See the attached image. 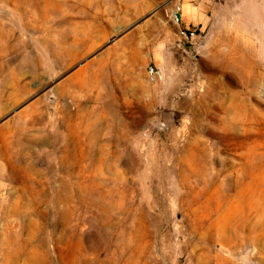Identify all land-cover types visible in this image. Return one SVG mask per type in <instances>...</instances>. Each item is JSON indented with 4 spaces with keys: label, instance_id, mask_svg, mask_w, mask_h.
Here are the masks:
<instances>
[{
    "label": "rangeland",
    "instance_id": "374dc122",
    "mask_svg": "<svg viewBox=\"0 0 264 264\" xmlns=\"http://www.w3.org/2000/svg\"><path fill=\"white\" fill-rule=\"evenodd\" d=\"M0 34V264H264V0H0Z\"/></svg>",
    "mask_w": 264,
    "mask_h": 264
},
{
    "label": "bare ground",
    "instance_id": "6f19581e",
    "mask_svg": "<svg viewBox=\"0 0 264 264\" xmlns=\"http://www.w3.org/2000/svg\"><path fill=\"white\" fill-rule=\"evenodd\" d=\"M37 3H39V2H37ZM31 4V3H30ZM29 23V22H28ZM1 35V34H0ZM5 35V34H4ZM8 36H10L9 34H7ZM45 40V39H44ZM64 41V40H63ZM49 42V41H48ZM60 42V41H59ZM8 43V42H7ZM47 43V42H46ZM49 45V44H48ZM8 49V48H7ZM63 49V48H62ZM62 49H61V51H62ZM9 50V49H8ZM15 50H18L19 51V49H15ZM138 51V50H137ZM4 52H5V50H4ZM8 52V51H7ZM17 52V51H16ZM58 52V51H57ZM64 52V51H63ZM136 52V51H135ZM137 53V52H136ZM58 54V53H57ZM5 55V54H4ZM121 55V54H120ZM59 56H60V54H59ZM62 56V55H61ZM133 56V55H132ZM59 60H60V58H58ZM66 59V58H65ZM65 59H61L62 61L60 62L61 63V67L63 68V67H66V63L65 62H63V61H65ZM215 60V59H214ZM207 61V60H206ZM213 61V60H212ZM57 62H59V61H57ZM67 62H69V61H67ZM215 62V61H214ZM1 63V62H0ZM120 64V63H119ZM252 64V63H251ZM59 65V64H58ZM121 66H122V64H120ZM212 65V64H211ZM241 66V65H240ZM244 66V65H243ZM120 67V66H119ZM245 67V66H244ZM41 68V67H40ZM111 68V67H110ZM224 68H226L227 70L226 71H229V72H231V69H234V70H237V68L235 67V66H232V64H228V65H224ZM243 69V68H242ZM241 69V70H242ZM247 69V68H246ZM54 70H55V68H54ZM102 70V69H101ZM112 70V69H111ZM88 70H84V71H80V72H82V73H86ZM114 71V70H113ZM103 72V71H102ZM101 72V73H102ZM249 72V71H248ZM81 73V74H82ZM110 73V72H109ZM223 73V72H222ZM225 73H227V72H225ZM225 73H224V75H225ZM251 73V72H250ZM35 74V73H34ZM51 74V73H50ZM80 74V75H81ZM229 75V74H228ZM117 76V75H116ZM121 76V75H120ZM237 76V75H236ZM117 77H119V73H118V76ZM87 78V77H86ZM110 78H111V76H110ZM121 78V77H120ZM78 79H79V75H78ZM80 80V79H79ZM93 80V79H92ZM74 82V77H70V78H68L62 85H60L59 87H58V91H59V88L61 87V86H64V87H67V90L69 91V93L72 91L71 90V88H74V86H75V84L73 83ZM113 82H114V80H113ZM251 82V81H250ZM82 83V82H81ZM88 83V82H87ZM120 84V83H119ZM138 84V83H137ZM88 85V84H87ZM115 85V84H114ZM122 85V84H121ZM132 85V84H131ZM226 86V85H225ZM57 88V87H56ZM104 85L101 83V81H97L95 84H94V92H96V93H98V95H97V97L98 96H102L103 95V92H104ZM139 88V87H138ZM75 89V88H74ZM82 89V88H81ZM119 89H120V87H119ZM132 89H134L133 87H132ZM56 90V89H55ZM62 91V90H61ZM65 91V90H64ZM27 92V91H26ZM113 92V91H112ZM88 96V95H87ZM203 97V96H202ZM205 97V96H204ZM88 98V97H87ZM118 98V97H117ZM221 98V97H220ZM12 99V98H11ZM98 99H99V97H98ZM57 100V99H56ZM60 101V100H59ZM7 102V101H6ZM17 102V101H16ZM41 102V101H40ZM110 102V101H109ZM14 103V102H13ZM59 103V102H58ZM2 104V103H1ZM9 104H10V102H9ZM101 105H102V107H107L108 106V104L109 103H104L103 102V104L102 103H100ZM117 104V103H116ZM2 105H4V104H2ZM37 105V104H36ZM49 105H50V103H49ZM60 105H61V103H60ZM107 105V106H106ZM109 105H111V104H109ZM32 106V105H31ZM30 106V107H31ZM222 106V105H221ZM9 107H10V105H9ZM8 108V107H7ZM42 108V107H41ZM40 108V109H41ZM111 108V111H116V107L115 106H111L110 107ZM34 109V108H33ZM32 109V110H33ZM55 109V108H54ZM30 110H31V108H30ZM35 110V109H34ZM39 111V110H38ZM60 111H61V108H60ZM63 111V110H62ZM42 112V111H41ZM4 113V112H3ZM25 113V112H24ZM27 113V112H26ZM32 113V112H31ZM36 113V112H35ZM33 115L32 116H34V112L32 113ZM50 114V113H49ZM23 115V114H22ZM55 115V114H54ZM31 116V115H30ZM31 116V117H32ZM26 117V116H25ZM54 117V116H53ZM40 118H41V116H40ZM47 118V117H46ZM66 118V117H65ZM49 119H51V118H49ZM53 119V118H52ZM90 119V118H89ZM35 120H36V118H35ZM37 120H39V119H37ZM36 120V121H37ZM41 120V119H40ZM43 120V119H42ZM54 120V119H53ZM102 120V119H101ZM55 121V120H54ZM30 123V122H29ZM33 123V122H32ZM89 124V126L87 127V133H88V135H93V134H95V130H94V128L96 127V123L94 122V123H88ZM197 124V126H199L200 124L199 123H196ZM15 125V124H14ZM56 125V124H55ZM35 126V125H34ZM57 126V125H56ZM49 127V126H48ZM50 127H52V126H50ZM28 128V127H27ZM58 128V127H57ZM57 128H56V130H57ZM14 129V128H13ZM17 129V128H16ZM31 129V128H30ZM33 129V128H32ZM37 129V128H36ZM38 129H40L39 127H38ZM200 129H202V130H204V129H206V127L205 126H203L202 127V125H200ZM48 130V129H47ZM51 130H53V129H51ZM227 129H225V131H226ZM28 131V130H27ZM37 131V130H36ZM89 131H90V133H89ZM224 131V132H225ZM20 132V131H19ZM18 132V133H19ZM76 132V131H75ZM21 133V132H20ZM23 133V132H22ZM78 134H79V132H77ZM223 133V132H222ZM222 133H221V135H222ZM28 134V133H27ZM33 134H35V133H33ZM30 135V134H29ZM27 136V135H26ZM51 136H53V134L51 135ZM28 137V136H27ZM33 137H34V135H33ZM80 137V136H79ZM226 137V136H225ZM10 138V137H9ZM14 138V137H13ZM43 138V137H42ZM53 138V137H52ZM11 139V138H10ZM25 139V138H24ZM23 139V140H24ZM30 139V138H29ZM43 140V139H42ZM29 141V140H28ZM31 141V140H30ZM231 141V140H230ZM15 142V141H14ZM20 142H21V140H20ZM34 143H35V141H33ZM23 143V142H22ZM21 143V144H22ZM24 143H25V141H24ZM27 143V142H26ZM25 143V144H26ZM39 143V142H38ZM44 143H45V141H44ZM49 143V142H48ZM16 144V143H15ZM37 144V143H36ZM30 145V144H29ZM34 145V144H33ZM42 145V144H41ZM68 145V144H67ZM11 146V145H10ZM38 146V145H37ZM69 146V145H68ZM83 146V145H82ZM19 147V146H18ZM25 147V146H24ZM27 147H28V145H27ZM40 147V146H39ZM84 148H86V146H83ZM16 149H17V147H15ZM29 148V147H28ZM83 148V149H84ZM20 149V148H19ZM25 149V148H24ZM39 150V149H38ZM78 151V150H77ZM32 152V151H31ZM39 152V151H38ZM65 153L67 152V151H64ZM81 152V151H80ZM84 152V151H83ZM33 153V152H32ZM35 153V152H34ZM36 153H37V151H36ZM77 153V152H76ZM19 154V153H18ZM30 154V153H29ZM63 154V153H62ZM75 155V154H74ZM20 156V155H19ZM89 156H90V154H89ZM247 156V155H246ZM250 156H252V155H250ZM250 156H249V158H250ZM12 157V156H11ZM38 157V156H37ZM64 157H66L65 155H64ZM34 158V157H33ZM36 158V157H35ZM61 158V157H60ZM247 158V157H246ZM20 159V158H19ZM62 159H63V157H62ZM62 159H60V160H62ZM84 160V159H83ZM250 160V159H249ZM88 161V160H87ZM35 162V161H34ZM65 162V161H64ZM82 162V161H81ZM15 163V162H14ZM63 163V162H62ZM65 164V163H64ZM65 165H67V163L65 164ZM68 166V165H67ZM61 167V166H60ZM69 167V166H68ZM81 167V166H80ZM74 168V167H73ZM86 168V167H85ZM76 170H77V168H76ZM36 171V170H35ZM65 171V170H64ZM256 171V170H255ZM77 172V171H76ZM253 172V171H252ZM264 172V171H263ZM52 173V172H51ZM262 173V172H261ZM90 174V173H89ZM257 174H259V173H257ZM77 175H79V174H77ZM88 175V174H87ZM260 175V174H259ZM263 175V174H262ZM240 176V175H239ZM85 177V176H84ZM88 177V176H87ZM253 177V176H252ZM254 178H255V176H254ZM60 179V178H59ZM262 179V178H261ZM260 179V180H261ZM264 180V179H263ZM242 181V180H241ZM257 181V180H256ZM186 182V181H185ZM260 182V181H259ZM263 182V181H262ZM224 183V182H223ZM223 183H222V185H223ZM252 183V182H251ZM226 184V183H225ZM245 184V183H244ZM256 184H258V183H256ZM259 184H261V183H259ZM31 185V184H30ZM227 185V184H226ZM226 185H224V186H226ZM255 185V184H254ZM263 185V184H262ZM32 186V185H31ZM195 186V185H194ZM247 186V185H246ZM51 187V186H50ZM74 188V187H73ZM246 188V187H245ZM44 189V188H43ZM259 189V188H258ZM251 190H253V189H251ZM53 191V190H52ZM56 191V190H55ZM65 191V190H64ZM53 194V193H52ZM251 197V196H250ZM252 197H253V194H252ZM251 197V198H252ZM256 199V198H255ZM251 200V199H250ZM239 201V200H238ZM251 202H253V201H251ZM256 203V202H255ZM253 204V203H252ZM255 205V204H254ZM256 205H258V204H256ZM236 217V216H235ZM85 261V260H84Z\"/></svg>",
    "mask_w": 264,
    "mask_h": 264
},
{
    "label": "crops",
    "instance_id": "0c3cea01",
    "mask_svg": "<svg viewBox=\"0 0 264 264\" xmlns=\"http://www.w3.org/2000/svg\"><path fill=\"white\" fill-rule=\"evenodd\" d=\"M186 5H189L190 8H186ZM182 8L183 18L187 26L204 28L209 24L210 11L212 10L209 6H201L199 3L185 1Z\"/></svg>",
    "mask_w": 264,
    "mask_h": 264
},
{
    "label": "built area",
    "instance_id": "2783aa9c",
    "mask_svg": "<svg viewBox=\"0 0 264 264\" xmlns=\"http://www.w3.org/2000/svg\"><path fill=\"white\" fill-rule=\"evenodd\" d=\"M182 11V4L176 5L175 10L173 12V21L180 27L182 35L187 36L191 30L187 27L184 21ZM148 75L150 80L156 81L160 76V71L155 66H150L148 70Z\"/></svg>",
    "mask_w": 264,
    "mask_h": 264
}]
</instances>
